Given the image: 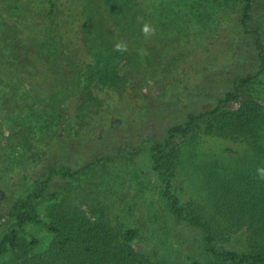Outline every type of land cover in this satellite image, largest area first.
<instances>
[{
	"label": "rangeland",
	"instance_id": "obj_1",
	"mask_svg": "<svg viewBox=\"0 0 264 264\" xmlns=\"http://www.w3.org/2000/svg\"><path fill=\"white\" fill-rule=\"evenodd\" d=\"M51 2L0 0V215L36 189L48 166L68 167L76 175L52 176L48 192L70 208L101 209L115 231L135 229L131 246L149 262L213 264L201 232L160 197L147 140L251 76L245 91L262 108L254 144L199 128L178 138L172 190L183 208L216 220L207 169H264V0H252L246 31L238 0ZM145 24L154 34H143ZM7 226L0 219V233ZM214 234L217 250L248 252L244 230L217 225Z\"/></svg>",
	"mask_w": 264,
	"mask_h": 264
},
{
	"label": "trees",
	"instance_id": "obj_2",
	"mask_svg": "<svg viewBox=\"0 0 264 264\" xmlns=\"http://www.w3.org/2000/svg\"><path fill=\"white\" fill-rule=\"evenodd\" d=\"M238 1L239 22L245 30L252 0ZM48 3L52 8L51 0ZM252 80L251 76L237 79L232 90L226 91L212 108L187 114L184 122L167 127L161 140H147V157L160 182V197L170 215L201 232L203 251L213 258V264H264V179L257 172L232 171L214 162L205 172V185L217 219H206L194 206L183 208L172 190L178 157L174 142L199 128L203 136L250 139L254 144L262 108L245 91ZM234 102L235 108L231 106ZM101 161L110 163L111 159H94L95 164ZM76 173L68 167L48 166L46 177L36 189L16 199L0 215L8 221L0 233V264H152L131 246L135 229L115 231L104 222L101 209L70 208L58 192H48L52 176L70 180ZM217 225L244 230L248 252L217 250L213 244Z\"/></svg>",
	"mask_w": 264,
	"mask_h": 264
},
{
	"label": "clouds",
	"instance_id": "obj_3",
	"mask_svg": "<svg viewBox=\"0 0 264 264\" xmlns=\"http://www.w3.org/2000/svg\"><path fill=\"white\" fill-rule=\"evenodd\" d=\"M142 32H143V34L145 35V36H148V35H150V34H154V30L153 29H151L150 28V26L149 25H147V24H145L144 26H143V28H142ZM126 44H116L115 45V49L117 50V51H126ZM257 171H258V173H259V175H260V177L262 178V179H264V169H257Z\"/></svg>",
	"mask_w": 264,
	"mask_h": 264
}]
</instances>
